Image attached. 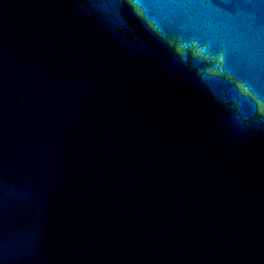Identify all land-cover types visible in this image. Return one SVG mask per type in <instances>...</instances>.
Wrapping results in <instances>:
<instances>
[{
  "label": "water",
  "instance_id": "95a60500",
  "mask_svg": "<svg viewBox=\"0 0 264 264\" xmlns=\"http://www.w3.org/2000/svg\"><path fill=\"white\" fill-rule=\"evenodd\" d=\"M0 264H264V0H0Z\"/></svg>",
  "mask_w": 264,
  "mask_h": 264
}]
</instances>
